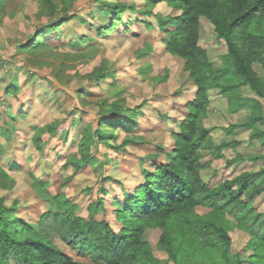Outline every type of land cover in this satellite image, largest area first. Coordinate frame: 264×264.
Here are the masks:
<instances>
[{"label": "rangeland", "instance_id": "374dc122", "mask_svg": "<svg viewBox=\"0 0 264 264\" xmlns=\"http://www.w3.org/2000/svg\"><path fill=\"white\" fill-rule=\"evenodd\" d=\"M121 1L136 4L137 9H127L123 22L112 31L97 33L109 26L111 16L88 0H77L76 17L50 33L48 45L37 54L55 66L33 65L27 60L31 53L17 45L39 23L48 20L36 16V3L1 1L0 166L8 177L0 181V196L26 221L37 223L44 212L60 210L66 206L65 200H69L77 206L78 215L87 218L92 214L97 220L109 221L119 231L122 224L115 216V198L122 197L121 184L131 188L141 182L144 170L153 171L155 163L167 161V152L174 146L172 132L179 130L187 113L186 104L194 97L196 87L181 59L165 51L158 14L175 15L180 11L161 2L152 8L154 14L145 15L141 12L148 8L145 0ZM82 36L93 40L75 45ZM200 42L211 49L215 64L220 65L225 47H219L212 25L206 21L201 25ZM102 63L111 74L102 81L83 86L86 101L80 102L77 91L84 80L79 76ZM60 64L64 70L58 79L54 69H59ZM255 69L264 76L259 64ZM11 87L15 90L7 92ZM241 91L243 99L239 101L217 88L209 91L210 105L203 119L204 127L209 130L207 143L214 148L222 143L230 144L222 148V157L218 159L211 150L204 152L203 162L210 163L202 175L210 185L244 170L257 171L264 167V97L245 87ZM119 99L130 108L141 105L135 135L144 138L143 141L123 144L120 149L96 143L92 149L96 157L91 164L75 170L69 160L79 157L75 142L85 126L94 122L97 102ZM253 117L260 119L249 123ZM48 126H54L55 132ZM37 136L41 139L42 151L36 146ZM126 136L124 130L120 131L117 143L121 144ZM12 163L16 167H11ZM37 187L43 196H39ZM103 187L107 193L101 191ZM255 204L264 210L261 197ZM197 211L205 213L207 209L199 207ZM161 234V228L149 227L143 238L157 258L173 264L166 251L158 247ZM231 237L232 252L248 259L253 252L246 247L248 235L235 228L231 230ZM55 242L75 259L94 264L89 255L60 239Z\"/></svg>", "mask_w": 264, "mask_h": 264}, {"label": "trees", "instance_id": "16d2710c", "mask_svg": "<svg viewBox=\"0 0 264 264\" xmlns=\"http://www.w3.org/2000/svg\"><path fill=\"white\" fill-rule=\"evenodd\" d=\"M32 1L37 5L36 16L48 20L39 23L17 45L31 53L27 60L33 65L55 66V63L50 64L51 60L38 58L37 54L48 45L50 33L76 17L77 0ZM88 2L111 16L109 26L97 33L112 31L123 22L127 9H137L136 4H125L121 0ZM145 2L148 8L141 11L145 15L154 14L152 8L161 2L180 11L175 15L158 14L160 28L164 31V49L181 59L196 87L194 97L186 104L187 113L179 130L172 132L174 146L167 152V161L155 163L153 171L144 170L141 182L131 188L120 182L122 197L115 198V216L122 224L119 231H115L109 221L97 220L92 214L87 218L78 215L77 206L69 200H65L66 206L60 210L44 212L37 223L26 221L15 213L14 206L6 204L4 196H0V264H14L13 261L16 264H86L62 249L55 239L89 255L94 264H165L143 238L149 227L162 229L158 247L166 251L173 264H264V210L255 204L260 197L264 200V167L257 171L244 170L216 185H210L202 175L210 163L203 162L204 152L211 150L218 159L222 157V148L230 145L222 143L214 148L207 143L209 130L204 127L203 119L210 105V89L217 88L238 101L243 99V87L264 97V76L255 69L259 64L264 71V0ZM204 21L212 25L219 47H225L220 65L215 64L211 49L200 42ZM90 40L93 38L82 36L75 45L81 46ZM63 64L54 69L58 79H61ZM110 74L107 65L102 63L79 76L84 82L77 91L78 100L86 101L83 86L102 81ZM14 90L15 87H11L7 92ZM97 105L94 122L85 126L75 142L79 146V157L69 160L75 170L91 164L96 157L92 153L96 143L120 149L123 144L144 139L135 135L141 105L130 108L122 99L100 100ZM259 119L253 117L249 123ZM48 129L53 133L56 130L54 126ZM122 130L127 136L118 144L117 137ZM36 146L43 150L39 136ZM16 165L12 163L11 167ZM7 177V171L0 166V181ZM101 191L107 193L108 190L103 187ZM39 193L43 196L41 190ZM199 207L207 211L199 213ZM235 228L249 237L246 247L253 252L246 260L241 253L231 250V230Z\"/></svg>", "mask_w": 264, "mask_h": 264}]
</instances>
